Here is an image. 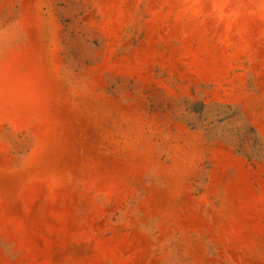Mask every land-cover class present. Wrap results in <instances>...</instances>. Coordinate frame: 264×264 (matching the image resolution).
<instances>
[{"label": "rangeland", "instance_id": "obj_1", "mask_svg": "<svg viewBox=\"0 0 264 264\" xmlns=\"http://www.w3.org/2000/svg\"><path fill=\"white\" fill-rule=\"evenodd\" d=\"M0 264H264V0H0Z\"/></svg>", "mask_w": 264, "mask_h": 264}]
</instances>
